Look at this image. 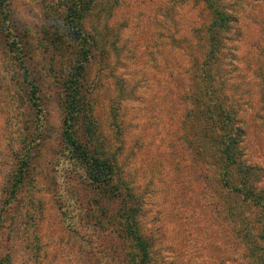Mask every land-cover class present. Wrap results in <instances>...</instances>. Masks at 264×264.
<instances>
[{
  "label": "rangeland",
  "instance_id": "1",
  "mask_svg": "<svg viewBox=\"0 0 264 264\" xmlns=\"http://www.w3.org/2000/svg\"><path fill=\"white\" fill-rule=\"evenodd\" d=\"M55 1L8 0L13 33L0 30V264H122L119 237L99 219L106 217L95 205L97 196L61 142L65 107L59 83L73 48L60 51L46 27L59 13ZM196 1L121 0L113 9L105 0L87 21L108 32L102 41L107 60L97 50L87 80L98 87L103 155L117 156L118 175L139 195L153 264H241L214 171L192 160L182 123L189 107V37L182 47L177 37L207 18ZM224 1L234 20L223 69L241 104L243 151L261 167L264 186V0ZM16 35L29 45L44 125L22 175L32 124L26 76L13 49ZM121 82L124 89H116ZM110 105L120 132L108 118Z\"/></svg>",
  "mask_w": 264,
  "mask_h": 264
},
{
  "label": "trees",
  "instance_id": "2",
  "mask_svg": "<svg viewBox=\"0 0 264 264\" xmlns=\"http://www.w3.org/2000/svg\"><path fill=\"white\" fill-rule=\"evenodd\" d=\"M100 1L56 0L54 6L59 7V13L50 17L46 25L54 36L52 42L57 41L60 51L66 53L69 47L73 48L72 60L62 67V70H69L59 83L64 89L65 107L61 142L83 169L97 196L94 198L95 205L107 218L99 219L111 223L110 234L119 237L122 264H153V240L141 228L142 204L139 195L130 182L124 183L122 175H118L117 156L103 155L105 137L96 113L98 87L90 86L87 80L96 51L102 54L103 63L108 55L107 47L102 43L108 39V32L103 26L89 25L87 21L90 15H94L95 9H103L105 0ZM120 1L111 0L110 6L114 9ZM196 2L206 12L207 18L200 24H189L187 33L182 32L177 37L180 47L189 37L185 49V56L188 57L186 72L190 81L189 107L182 121L186 127V143L192 160L214 171L215 183L221 190L223 213L231 218L229 222L241 264H264L262 171L261 167L247 159L243 151L245 128L241 123V104L223 69V54L234 16L228 12L224 0ZM9 14L8 0H0V30L11 34ZM13 38L15 59L27 80L25 97L32 124L26 151L28 157L19 169L22 175L24 164L29 163L38 139L42 140L44 125L40 121L43 115L39 105L38 78L29 66V45L22 36ZM115 86L116 89H124L122 82L115 83ZM122 101L119 100V106ZM107 107L108 118L117 122L114 107ZM261 108L264 120V93ZM117 127V132H120L119 123ZM103 199L114 203L115 207L112 205L108 209L109 205L101 203ZM99 219L97 221L103 222ZM97 221L93 225H97Z\"/></svg>",
  "mask_w": 264,
  "mask_h": 264
}]
</instances>
